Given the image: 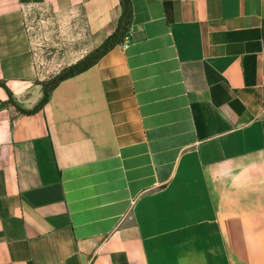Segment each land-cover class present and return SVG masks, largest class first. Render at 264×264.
Instances as JSON below:
<instances>
[{
	"label": "crops",
	"instance_id": "0c3cea01",
	"mask_svg": "<svg viewBox=\"0 0 264 264\" xmlns=\"http://www.w3.org/2000/svg\"><path fill=\"white\" fill-rule=\"evenodd\" d=\"M131 1L128 42L25 112L28 9L98 47L123 8L0 0V264H264V0Z\"/></svg>",
	"mask_w": 264,
	"mask_h": 264
},
{
	"label": "rangeland",
	"instance_id": "374dc122",
	"mask_svg": "<svg viewBox=\"0 0 264 264\" xmlns=\"http://www.w3.org/2000/svg\"><path fill=\"white\" fill-rule=\"evenodd\" d=\"M26 22L39 77L43 79L41 100L43 83L48 84L85 58L96 44L85 21L74 11L58 12L49 7L34 6L28 9ZM37 103L17 105L20 109H31Z\"/></svg>",
	"mask_w": 264,
	"mask_h": 264
},
{
	"label": "trees",
	"instance_id": "16d2710c",
	"mask_svg": "<svg viewBox=\"0 0 264 264\" xmlns=\"http://www.w3.org/2000/svg\"><path fill=\"white\" fill-rule=\"evenodd\" d=\"M122 4V14L119 19L118 26L116 30L109 35L102 44L96 47L93 52L88 54L85 58L74 64L67 71L62 72L57 77L54 78L53 81L48 84H44V95L43 98L31 109H21L25 112H33L41 109L45 103L49 100L50 94L52 90L64 79L76 75L90 66L94 65L104 54H106L109 50L115 47L117 44L124 41L126 34L128 33L130 26L133 21V4L131 0H120ZM0 83H3L0 80ZM11 101H15L14 97L11 95Z\"/></svg>",
	"mask_w": 264,
	"mask_h": 264
},
{
	"label": "built area",
	"instance_id": "2783aa9c",
	"mask_svg": "<svg viewBox=\"0 0 264 264\" xmlns=\"http://www.w3.org/2000/svg\"><path fill=\"white\" fill-rule=\"evenodd\" d=\"M128 40V37H126V41ZM128 42V41H127Z\"/></svg>",
	"mask_w": 264,
	"mask_h": 264
}]
</instances>
